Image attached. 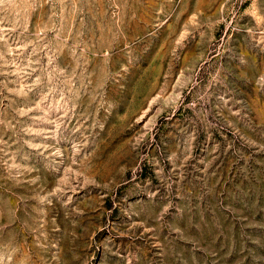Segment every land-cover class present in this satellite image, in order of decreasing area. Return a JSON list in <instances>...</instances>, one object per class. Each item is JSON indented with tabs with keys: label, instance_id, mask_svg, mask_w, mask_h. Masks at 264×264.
<instances>
[{
	"label": "rangeland",
	"instance_id": "obj_1",
	"mask_svg": "<svg viewBox=\"0 0 264 264\" xmlns=\"http://www.w3.org/2000/svg\"><path fill=\"white\" fill-rule=\"evenodd\" d=\"M0 264H264V0H0Z\"/></svg>",
	"mask_w": 264,
	"mask_h": 264
}]
</instances>
